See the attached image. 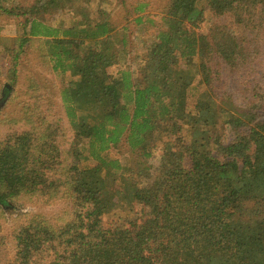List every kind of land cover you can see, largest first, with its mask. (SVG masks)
Masks as SVG:
<instances>
[{
	"label": "trees",
	"instance_id": "16d2710c",
	"mask_svg": "<svg viewBox=\"0 0 264 264\" xmlns=\"http://www.w3.org/2000/svg\"><path fill=\"white\" fill-rule=\"evenodd\" d=\"M105 1L0 3L1 13L25 19L13 63L27 43L40 42L56 78H68L59 98L73 134L65 162L58 128L0 142V208L62 187L74 206V219L60 228L32 221L19 229L14 264H264V115L214 86V57L231 69L246 63L240 40L219 26L208 35L195 31L203 2L247 25L264 22V0H169L136 78L127 68L109 72L129 44L126 26L115 36ZM65 7L72 8L68 24L53 23L54 10ZM122 7L140 24L148 2ZM122 144L133 167L113 170L120 162L105 153ZM157 151L161 170L148 187L147 162ZM135 205L144 208L141 218L104 228L103 216Z\"/></svg>",
	"mask_w": 264,
	"mask_h": 264
},
{
	"label": "rangeland",
	"instance_id": "374dc122",
	"mask_svg": "<svg viewBox=\"0 0 264 264\" xmlns=\"http://www.w3.org/2000/svg\"><path fill=\"white\" fill-rule=\"evenodd\" d=\"M34 1L0 0V3L6 8H12L28 7ZM137 1L140 0H106L104 4L105 8H110L109 17L116 29L115 36H118L117 31H120L122 27L128 28L129 45L122 54L124 61L110 68L109 72L113 76H116L122 68H127L136 78L148 48L156 41L157 34L164 28L165 8L169 0H144L148 2V7L142 14L144 17L140 24L135 21L138 15H126L122 7L123 2H126L128 7V4ZM97 4H99L98 1H94L90 5L94 15L101 8V5ZM202 7L205 10V19L195 28V31L200 35H208L215 26L225 29L227 35H234L240 40L246 59L244 66L231 69L220 60L221 58H213L209 66L217 93L220 96H232L239 106L254 104L261 106L260 113L264 115V22L260 23L255 17L249 24L242 25L238 24L237 19L230 14L224 16L213 14L204 2ZM67 9L72 8L54 10L57 14L52 16L53 23L63 20L61 22H65L66 26L71 19ZM24 21V18H16L0 11V142L8 135L33 131L35 128L40 133L49 127L58 128L55 141L60 149L62 161L65 162L64 152L69 149L73 134L69 121L65 117L59 92L68 82V78L64 80L56 78L50 64L42 57L44 46L43 43L41 46L40 42L27 43L19 59L13 63L14 51L19 52L15 40L23 35ZM14 65L16 67L13 71L11 68ZM229 133L231 131L225 130V137L231 135ZM129 153L126 145L122 144L111 148L105 155L108 154L110 159L120 162L119 167H113V170H118L125 168V165L133 167L128 162ZM160 155L161 152H154L153 157L147 162L150 167V171L145 175L149 174V178L145 177V181L149 182L148 187L159 176ZM76 164L94 165V163L82 161ZM65 169L66 171L60 170L64 181L68 176L67 166ZM65 189L62 187L57 192L46 189L42 192L22 194L12 200V208H0V264L15 263L17 250L15 233L32 221L45 222L57 229L74 219L73 202L65 193ZM143 212L142 206H124L103 216L102 224L106 229L122 225L123 221L127 224L141 218Z\"/></svg>",
	"mask_w": 264,
	"mask_h": 264
}]
</instances>
